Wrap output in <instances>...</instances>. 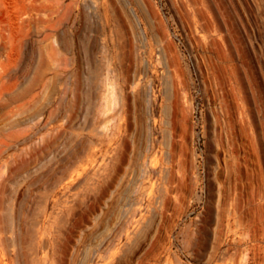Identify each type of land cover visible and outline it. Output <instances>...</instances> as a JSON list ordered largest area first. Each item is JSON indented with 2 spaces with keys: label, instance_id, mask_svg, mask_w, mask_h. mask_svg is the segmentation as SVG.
Returning a JSON list of instances; mask_svg holds the SVG:
<instances>
[{
  "label": "rangeland",
  "instance_id": "374dc122",
  "mask_svg": "<svg viewBox=\"0 0 264 264\" xmlns=\"http://www.w3.org/2000/svg\"><path fill=\"white\" fill-rule=\"evenodd\" d=\"M92 1L100 0H0V93L2 87L12 85L7 94L0 95V238H7L6 218L16 221V205L20 202L25 205L22 224L38 220L41 232L49 229L50 241L56 239L68 213L87 206L88 220L82 218L80 227L86 236L75 247L71 264H105L108 256L127 259L134 253L136 242L134 219L125 221L128 205L137 196L134 189L125 188L136 183L132 169L141 142L137 131H133L126 161L109 189H104L103 168L109 162V158L102 162L104 152L108 150L111 155L121 138L119 134L106 147L104 133L123 130L127 119L117 116L115 110L100 118L104 96L108 98L109 94L96 80L89 81L88 65L78 47L79 42L89 46L95 36L98 42L104 38L93 32L99 27L100 16L87 11ZM129 1L146 34L147 49L140 52L137 65L147 62L148 77L153 80L154 117H159L162 99L163 68L158 49L163 50L184 90L177 114V160L169 193L172 198L177 193L179 196L170 211L172 235L169 238L163 233L157 252L166 250L171 241L172 251L183 263L215 264L217 257L210 260L209 252L215 227L212 209L219 184L222 194L230 191L234 199L231 202L236 204L227 211L230 223L235 220L232 215L236 209L239 213L235 216L243 217L248 224L235 226L227 240L242 234V241L237 245L225 242L221 251L236 249L235 254L247 264H264V0H140L151 29L136 0ZM68 4L72 8L69 13L58 12V6ZM24 18L23 28L20 26L21 31L16 32L15 27ZM17 35L22 37L18 41ZM64 36L73 44L72 55L60 46ZM93 60L104 64L100 51H95ZM44 62L48 66L45 80L24 96L26 89L36 83ZM66 87L68 102L73 95L76 97L73 120L61 128L52 143L34 153L29 148L38 145L37 137L27 142L7 137L36 124L43 132L44 119L55 109ZM223 98L228 113L220 107ZM68 110L62 114L70 115ZM87 120L103 134L84 130ZM154 134L159 144L158 126ZM85 140L102 152L84 171L78 163L81 175L73 185L68 184L67 172L58 167ZM154 176L157 198L164 192L163 186L167 188V177L160 175V169ZM149 205L152 203L147 201L143 204L147 217ZM43 211L55 213L43 218ZM199 226L203 227L201 240L194 250L184 249L180 232L185 229V238L190 240ZM40 255L39 251L37 257Z\"/></svg>",
  "mask_w": 264,
  "mask_h": 264
},
{
  "label": "bare ground",
  "instance_id": "6f19581e",
  "mask_svg": "<svg viewBox=\"0 0 264 264\" xmlns=\"http://www.w3.org/2000/svg\"><path fill=\"white\" fill-rule=\"evenodd\" d=\"M136 3L151 29L144 5L140 0H136ZM58 7L60 8H58V12L63 14L69 13L72 9L71 4ZM56 8L53 7L52 9L55 10ZM86 9L88 12H95L98 17L100 16L98 18L99 21H97L99 27L93 32L99 33L104 37L100 39V42H98L97 36L93 37L89 46L86 44L82 45L80 42L78 45L81 55L88 65L89 81L92 79L96 80V83L105 88V92L107 91L109 94L108 98L104 96L105 99L99 116L104 118L105 115L110 114L111 110H115L117 116L121 115L127 119L126 127L123 130L118 129L111 135L104 133L106 138L104 145L106 147L110 146L119 134L121 137L111 155L108 150L104 152L102 162L109 158V162L103 168L105 173L104 189H109L121 171L126 161L127 148L129 144L131 146L133 131H137L141 142V150L134 160L132 169L136 183L132 185L133 187L127 186L125 188V190L134 189L137 196L136 201L128 205L125 221V223H128L134 219L133 229L136 230L134 253L127 259L122 260L108 256L105 264H185L180 260L178 254L172 251L171 241L168 243L166 250L160 253L157 252L158 243L162 239L163 233L167 234L169 238L172 235L173 224L170 221V211L175 203L173 200H178L179 196L177 193L172 198L169 193L174 180L173 166L177 160L175 138L179 124L177 114L181 110L180 100L184 93L183 85L180 79L175 78L174 71L171 69L170 62L166 59L163 50L161 48L158 49L163 68V82L160 114L158 118H155L154 103L156 91L153 86V80L148 77L149 68L147 62H142L140 66L137 65L140 52H144L147 49L146 34L141 28V20L131 6L130 1H92ZM27 20H30V17ZM19 21L20 25L15 27L16 32L21 31L20 26L23 28L22 25L26 22L25 18ZM20 37V35H17L15 40L18 41ZM64 37L61 39L60 46L64 53L72 55L74 51L73 44L66 36ZM3 39L7 40V37ZM153 39L154 42L158 43L155 35H153ZM95 51H100L103 55L104 64L102 66L93 60ZM131 66L133 67L132 69H130ZM40 70L41 74L36 79V83L26 89L23 93L24 96L31 94L34 87L42 84L43 80H45L48 71L46 62L43 63ZM197 71L199 76L203 77V70L198 64ZM209 79L212 80V78L207 80ZM142 81L145 83H141ZM11 87L12 85H8L5 89L2 87L0 95L7 94ZM65 90L59 98L55 109L44 119L45 121L41 125L43 132L38 131L40 127L36 124L23 133L16 132L9 134L7 137L10 140L14 139L20 142H27L32 137H37L38 145L34 144L29 148L34 153L41 149L42 146H48L52 143L58 137L61 128L66 123L70 124L73 120L71 112L72 108L75 107L76 97L73 95L72 100L68 102V87ZM86 99L87 106H89L90 95H87ZM219 104L221 109L226 112V109H228L226 100L224 98L221 99ZM66 108L69 109L70 115L65 116L62 114ZM84 125V130L89 133L95 131L99 135L102 133L97 127H93V123H90L89 120ZM156 126L161 130V141L159 144H156V136L154 134ZM100 152L102 150L95 147L92 142L90 144L86 140L79 142L58 167L67 172L66 182L73 185L81 175L78 173L77 164L82 163V171H84L91 159ZM218 165L219 167L221 166L219 163ZM222 165L225 169L228 168L226 164L224 165L223 163ZM158 169H160V175L167 177V188L163 186L164 192L156 198L154 193L157 183L154 174ZM226 192L227 194H222L220 185H216L215 207L212 209V220H214L215 227L211 231L209 258L214 261L217 257L215 264H247L244 258L239 259L238 255L235 254L236 249L226 248L221 251V247L224 246L225 242L237 245L242 241V234L232 240H227L229 233L235 232L236 227L248 226L243 217L235 216L239 213L236 209H234L232 215V219L235 218V220L230 223L227 211L230 205L236 204L231 202L234 201V199H231V192ZM145 201L152 203V205H149V217L144 214L143 204ZM24 207L25 205L22 202L16 205V221L9 217L6 218L8 236L6 239L0 238V262L6 261L4 264H46L47 259H50V264H71L75 247L86 236L83 232L84 230H81L80 227L83 224L82 218L87 219L86 210L88 207L86 206L87 208L82 209L81 206H78V210L68 213V217L64 219L62 227L57 230L56 239L53 241L48 238V228L41 232L38 220L29 222L27 225L22 224V221L25 222ZM54 213L55 211L50 214L43 211L41 214L43 218H46L51 217ZM84 227L85 229L87 228V226ZM79 228L80 230H78ZM202 229L203 227L201 226L197 227L192 233L190 240L185 238L184 232L186 230L183 229L179 234L182 236L180 240L182 247L194 250L201 240L200 232ZM39 251L41 255L37 257Z\"/></svg>",
  "mask_w": 264,
  "mask_h": 264
}]
</instances>
